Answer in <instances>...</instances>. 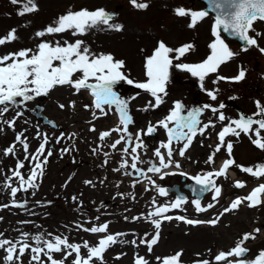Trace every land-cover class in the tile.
I'll list each match as a JSON object with an SVG mask.
<instances>
[{"label": "rangeland", "instance_id": "1", "mask_svg": "<svg viewBox=\"0 0 264 264\" xmlns=\"http://www.w3.org/2000/svg\"><path fill=\"white\" fill-rule=\"evenodd\" d=\"M35 2L39 11L20 16L18 12L22 10L24 0L18 4L11 3V0H0V37L6 36L11 29H16L18 36L16 41L0 46V55L25 48L35 49L41 39L61 42L64 40L74 42L79 39L97 53H110L116 59L124 60L126 63L124 71L129 78L135 82H144L145 60L153 54L158 41L162 40L174 49L188 43L195 45V49L186 53L184 57L173 60L166 85L167 95L164 97V103L158 108L142 111L153 98L143 89L136 88L134 84L129 85L126 81H121L113 86L116 90L121 87L122 92L118 96L128 101L129 114L134 121L129 126V131L133 135L143 130L147 122L156 125L164 120L173 108L174 102L182 99L187 108L207 102L214 107H218L220 103L225 105L221 111L227 119L223 123L219 121V125L216 121L213 122L215 127H210L208 133H216L221 125L229 122L230 117L235 118V109L243 108L256 112L255 101L264 104V54L255 47L242 51L243 48L239 44L227 40L221 34L228 46L238 54L222 65L217 73L206 77L203 87L197 77L194 80L190 73L175 67L180 63H199L210 54L208 46L215 39L212 35L214 16L208 14L207 18L198 22L194 28H190L188 26L190 17L175 15V9L180 7L190 11H203L205 5L200 1L140 0L149 4L146 10L134 8L130 0H35ZM81 8L89 10L103 8L107 12H115L116 17L111 22L122 24L124 30L116 32L100 25L82 36H72L71 33L44 38L35 36L37 31L43 30L67 11H78ZM253 28L254 32L250 35L260 33L261 35L256 38L259 46L264 48V21H256ZM171 55L175 56V53ZM241 67L247 72L244 81L231 83L221 80L213 83L216 76H235ZM217 89V100L213 101L208 97L206 90ZM47 96L40 102L44 107L42 113L55 121L56 128L43 125L29 112L38 103L37 98L20 108L9 105V111L0 117V127L4 129L0 132V239L16 242L23 239V234L27 233L29 243L33 246L35 243L32 237L36 235H42L43 239L47 240L54 236L68 237L70 243L83 244L84 241H88L90 246H95L104 235L123 233L124 235L118 236L117 242L104 253L105 264H134L137 256L144 257L149 264H160L157 257H170L181 251L183 252L181 264H195L197 260H209L214 264V257L219 252H227L235 247L243 234L259 228L262 234L259 233L255 240L246 245L250 249L248 258H255L259 251L264 250V205L246 207L243 204L239 210L225 214L216 226L208 224L193 226L175 219L164 220L160 228L159 241L149 252L147 245L141 243V240L145 237L151 240L155 233L151 219L157 218L148 217V213L155 209L151 207L153 192L142 188V178L145 180V177L138 176L132 169L114 171L122 159H127V155L122 152L125 144L118 145L115 150L109 147L119 138L118 133L113 132L104 141L98 139L101 132L119 126V113L115 106L110 109L105 106L107 115H101L93 106L94 98L89 90H81L76 94L70 86L56 87ZM71 102H75V107L70 106ZM60 104L65 107L61 109ZM85 105L89 108L86 109ZM22 111L24 114L17 116V112ZM94 111L99 118L93 117ZM13 119L14 130L3 123L5 120ZM93 127L96 131H90ZM20 133H23L21 139L29 145L27 153L22 144L16 143L15 137ZM44 135L48 137L45 156L47 151H52V155L47 157L48 165L43 176L38 177L36 181L38 188H34L25 199L27 204L23 199L15 197V203L25 205L15 207L11 190L5 185L11 183L13 187H19V181L17 178L9 180L12 177L10 169L14 170L18 161H25L23 157L35 155ZM210 135L199 138L198 142L203 147H200L201 144L198 145L190 156L187 165L194 170L205 171L213 166L206 163L215 149L207 142ZM157 137L160 141L163 139L159 134ZM241 139L243 141L238 145L234 142L236 144L233 152L238 158L237 165L255 167L257 164H264V151L250 143L248 136L242 134ZM151 140L146 138V148L138 150L141 160L145 162L149 160L155 162V156L151 154L152 150L148 146ZM13 143H16L15 155L5 156L4 149ZM65 149L67 151H64ZM93 149L97 151L93 153ZM224 155L228 157L221 149L215 154L214 161ZM45 156L39 159L44 160ZM195 160L198 161L197 164H194ZM27 166L25 172L29 173V165ZM148 166L147 163L138 164V167L145 171ZM235 168L240 170L236 166ZM125 171L132 172V175H125ZM21 174L23 175V171ZM240 175L246 181H259L243 171ZM85 181L93 183L86 184ZM173 182L172 180L169 183ZM147 186L151 184L147 182ZM254 186L255 182L251 184L247 182V189L242 192L230 185L223 200L213 201L211 193L201 203L205 207L209 203H214L215 207L198 213L190 202L189 209L187 206L181 208L185 213L181 216L200 221L210 220L226 207L227 193L233 192L231 198L233 201L237 197L247 196L249 189ZM73 197H76L75 201ZM133 217L140 218L133 220ZM103 223L109 224L108 232L105 234H92L82 230ZM77 224L82 225V228L78 229ZM132 241H136L135 245L131 243ZM81 251V255H87L86 249ZM32 255L30 251L26 252L21 257L23 264H30ZM74 255L68 257L65 264H71ZM5 256L4 249H0V264H6ZM53 256L57 260L63 258L62 253H55ZM117 256L120 258L116 259ZM41 259L45 264H49L46 257L42 256ZM13 264L20 262L14 261ZM93 264H99V261L94 260Z\"/></svg>", "mask_w": 264, "mask_h": 264}, {"label": "snow or ice", "instance_id": "2", "mask_svg": "<svg viewBox=\"0 0 264 264\" xmlns=\"http://www.w3.org/2000/svg\"><path fill=\"white\" fill-rule=\"evenodd\" d=\"M20 2L21 0H11L13 4ZM130 3L138 10H146L149 7L148 3L140 2V0H130ZM208 3L211 10L216 13L212 26V35L215 39L208 46L210 54L199 63H180L175 65L181 71L188 72L193 77H197L202 87L206 77L210 74L217 73L222 65L231 61L238 54L222 38L221 30L245 42L247 46L242 51H248L249 47H255L261 54H264V48L259 46L256 38L261 34L256 33L255 36L250 35V33L254 32V23L256 21H264V0H208ZM37 11H39V7L35 0H24L22 10L18 12V15L24 16ZM175 15L178 17H190L188 26L194 28L198 22L207 18L208 12L190 11L180 7L175 9ZM114 17L115 13H109L103 8H97L95 10H89L87 8H81L78 11L69 10L43 30L37 31L35 36L37 38H44L45 36H55L62 33H71L72 36H82L87 34L89 30L98 28L100 25L106 26L109 30L122 32L124 30L122 24L111 22ZM17 39L16 29H11L6 36L0 37V46L12 43ZM194 49L195 45L192 43L184 44L174 49L167 46L164 41H158L153 54L145 60L146 81L135 82L125 73L126 63L124 60L116 59L110 53H97L86 45L83 40L77 39L74 42L64 40L61 42L59 40L48 41L41 39V42L36 45L35 49L25 48L0 55V117H3L9 111V105L20 108L37 97L47 96L56 87L70 86L75 90L76 94L81 90H89L90 95L94 98L93 106L101 115H107L105 106L110 109L113 105L119 113V126L101 132L98 137L100 141H104L113 132H116L119 134V138L109 145V147L115 150L122 143L126 145L122 149V152L124 155H130L132 162L129 164L127 159H122L119 167L114 169V171L119 172L121 169L126 170L131 168L138 176L145 177L153 188H157L160 196H166L168 195V190L164 187H158L155 181L148 176V173L157 174L161 179L167 175L176 174L165 171L173 167L176 169L180 168L179 162L173 159V142L182 144L178 154L184 157L198 134L204 135L209 127H215L211 121L202 125L199 117L203 114L204 110L211 111L213 114L219 113L217 119L223 123L227 119L221 111L225 105L220 103L217 108L210 104H205L202 108H194L188 111L187 115H182V112L185 110L184 105L177 101L174 102L170 114L164 120L159 121L156 125L149 123L146 130H140L133 135L129 131V126L134 121L129 114L128 101L121 99L113 90V86L121 81H126L129 85L134 84L136 88L143 89L153 98L142 111L158 108L164 103V97L167 95L166 85L169 80V71L173 67V60L181 59L186 53ZM173 53H175V56L171 55ZM246 75V70L241 67L235 76H216L213 83H218L221 80L240 83L245 80ZM206 91L211 100H217L218 89ZM231 99H236V97H231ZM255 104L257 111L253 116H245L242 114L238 119H231L219 131V143L206 161L208 164H213L215 162V154L219 153L222 148H225L228 158L224 160L219 169L206 172L203 175L189 177L195 181L196 185L200 186L202 191H212L214 193L212 196L213 201L218 202L222 194V186L217 185V179L221 177L227 179V173L233 166L238 167L241 171L257 179L264 177V164H257L255 167L237 165L232 157L233 143L230 141L226 142V137L232 136L239 139L240 135L244 134L249 137L257 149L264 151V135H262L264 133V118L257 119V117H264V104L260 101H256ZM70 106L75 107V102H71ZM59 107L63 109L65 105L60 104ZM85 108L88 109L89 106L85 105ZM19 115H22V112H17V116ZM93 117L99 118L95 111L93 112ZM3 123L8 128L14 130L15 119L5 120ZM170 125H175V127H170ZM157 127L163 128L167 133V142H161L160 146L153 153L158 160V164L151 160L147 162L141 160L138 152V150L146 148L142 137L151 136L156 132ZM3 131L4 129L0 127V132ZM90 131H96V129L93 127ZM22 136L23 133L18 134L15 140L16 143L22 144L24 151L27 153L29 145L21 139ZM253 137L255 138L253 139ZM59 142L58 139L57 143ZM16 143L5 148L3 154L5 156L15 155ZM47 144L48 137L44 135L43 142L40 143L36 154H29L31 160L36 163L27 179H25L20 171V169L25 167L23 162L18 161L15 169H10L12 177L9 180L17 178L19 181V187H13L11 183H6L5 185L11 190L13 206H25L15 203V197L19 191L38 188L36 181L38 177L43 176V165L48 163L47 157L52 155V151L49 150L45 156ZM161 149L166 151L162 152ZM64 151L67 150L65 149ZM92 151L95 153L97 149H93ZM29 156H26L25 159H29ZM41 156H45L43 162L39 160ZM106 163L107 160H105ZM144 163L149 165L146 171L138 167V164ZM124 174L132 175V172L125 171ZM180 175L186 174L180 173ZM85 183L92 184L93 182L85 181ZM233 186L236 188H244L246 184L243 181H236ZM133 187H135V184H133ZM262 196H264V183L255 187L247 196L235 198L219 214L207 221L166 215L170 210L180 209L187 202L183 196H177L174 202L162 206H155V198H153L155 209L148 213V217L157 218L151 219L155 233L152 235L151 240L145 237L141 240V243H145L149 252H151L153 246L159 241L160 228L164 220L171 221L175 219L193 226L199 224L216 226L225 214L239 210L245 202H247L248 207H257L261 203H264L261 199ZM72 199L75 201L76 197ZM192 203L198 213L208 211L215 207L214 203H209L206 207L202 206L200 199H194ZM139 218L133 217L132 219L136 220ZM96 219L98 220L99 217ZM76 227L79 229L82 228V225L77 224ZM108 228L109 224L103 223L99 226L83 228L82 230L91 232L92 234H105L108 232ZM260 232L261 229L256 228L251 233L243 234L235 247L229 249L227 252L221 251L214 257V264H264V250L259 251L255 258L249 259L248 252L250 250L244 246L248 241L255 240ZM120 235L124 234L104 235L95 246H90L88 241H84L83 244L70 243L68 237L54 236L51 240H47L43 239L42 235H36L32 237L36 245L33 246L29 243L28 234L24 233L23 239L17 240L16 242L8 239H0V249H4L6 252V256L4 257L6 264H13L14 261L23 264L21 257L28 251L33 254L30 264L32 262L34 264H45V261L41 259L42 256L46 257L49 264H65L68 257L73 256V254L75 255L71 264H93L94 260L99 261V264H105L104 253L111 245L117 242V237ZM131 243L135 245L136 241H132ZM82 248L87 250L86 256L81 255ZM55 253H62L63 258L60 260L55 259L53 256ZM182 255L183 252L181 251L176 252L170 257H157L156 259L160 264H181ZM232 257L236 259H230ZM119 258V256L116 257V259ZM134 264H149V261L142 256H137ZM195 264H213V261L197 260Z\"/></svg>", "mask_w": 264, "mask_h": 264}, {"label": "water", "instance_id": "3", "mask_svg": "<svg viewBox=\"0 0 264 264\" xmlns=\"http://www.w3.org/2000/svg\"><path fill=\"white\" fill-rule=\"evenodd\" d=\"M201 1L205 2L206 5H207V9H206V11H207V12H211V13L215 14V16H216V13H215L214 11L211 10V8H210V6H209V3H208V0H201ZM221 31H222V30H221ZM222 32H223V31H222ZM223 33H224V32H223ZM224 34H225L227 37H229V38H232V39L238 40V41H240L241 43L245 44V42L241 41L238 37H236V36H234V35H231V34H229V33H224ZM36 108H37L39 111H38L37 113H36V112H34V113H35L37 116H41L42 119H43V122H44V123H47V122H48L47 119H46V118L40 113L41 110H42V107H40V106H36ZM50 124H52V123H50ZM179 188H180L179 186H175V187H173V188H169V189H167V190H168V192H172V191L175 190V191L177 192L178 196H183V197L185 198V195L182 194V193H180ZM186 188H190V189L192 190L193 194L197 195L198 199H201V198L204 196V194L207 192V191H202V190L200 189V186H198V185H196V184L187 185Z\"/></svg>", "mask_w": 264, "mask_h": 264}]
</instances>
